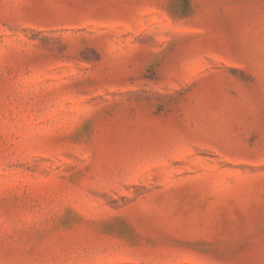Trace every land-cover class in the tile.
Masks as SVG:
<instances>
[{
    "label": "rangeland",
    "instance_id": "1",
    "mask_svg": "<svg viewBox=\"0 0 264 264\" xmlns=\"http://www.w3.org/2000/svg\"><path fill=\"white\" fill-rule=\"evenodd\" d=\"M0 264H264V0H0Z\"/></svg>",
    "mask_w": 264,
    "mask_h": 264
}]
</instances>
